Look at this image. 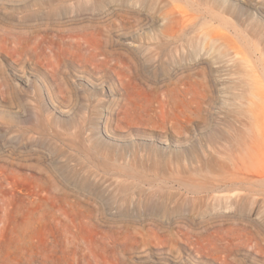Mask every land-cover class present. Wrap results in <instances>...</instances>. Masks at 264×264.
I'll list each match as a JSON object with an SVG mask.
<instances>
[{"label": "rangeland", "instance_id": "1", "mask_svg": "<svg viewBox=\"0 0 264 264\" xmlns=\"http://www.w3.org/2000/svg\"><path fill=\"white\" fill-rule=\"evenodd\" d=\"M46 1L0 0V19ZM103 2L35 31L0 20V256L31 259L21 238L30 264H264V221L235 216L219 175L251 116L264 173V0Z\"/></svg>", "mask_w": 264, "mask_h": 264}, {"label": "bare ground", "instance_id": "2", "mask_svg": "<svg viewBox=\"0 0 264 264\" xmlns=\"http://www.w3.org/2000/svg\"><path fill=\"white\" fill-rule=\"evenodd\" d=\"M46 1V0H44ZM110 1V0H109ZM33 3V2H32ZM30 6V4H29ZM123 7V6H122ZM129 7V6H128ZM134 7V6H132ZM105 8V4L103 2V0H47L44 3H36L34 4L25 14L23 15H19L13 12H6V10H4L6 12L5 18H3V22L4 19H6L9 23L12 24H16L18 26L16 27H20L25 26V31L27 30V27H33L34 28H39V26H41L42 24H46L47 26L54 24L55 22H57L56 24L60 23V25H63L61 23L65 22H71V21H76L79 20L80 16L82 17L83 15H86V17L88 18V16L90 18H93L94 16L96 17L97 15H101L104 13H101L103 11V9ZM163 8V7H162ZM109 9V8H108ZM114 9V8H113ZM133 9V8H132ZM149 9V8H148ZM160 9V8H159ZM21 10V9H20ZM27 10V9H26ZM115 10V9H114ZM120 10V9H119ZM1 11V10H0ZM23 11V10H21ZM20 11V13H21ZM111 11V10H110ZM146 11V10H145ZM109 12V11H108ZM8 13V14H7ZM1 14V12H0ZM141 14V12H140ZM147 14V13H146ZM107 15V14H106ZM139 16V15H138ZM1 17V15H0ZM84 17V16H83ZM100 17V16H99ZM102 17V16H101ZM1 18V19H2ZM79 18V19H78ZM0 19V20H1ZM143 19V18H141ZM81 20V19H80ZM107 20V19H106ZM7 22V23H8ZM5 23V22H4ZM49 24V25H48ZM67 25V24H66ZM15 26V25H14ZM27 26V27H26ZM53 26V25H52ZM57 26V25H56ZM11 27V26H10ZM19 27V28H20ZM21 27V28H22ZM78 27V26H77ZM47 28V27H46ZM70 28V27H69ZM76 28V27H75ZM98 28V27H97ZM24 30V28H22ZM32 29V30H33ZM43 29V28H42ZM52 29V28H51ZM50 29V30H51ZM90 29V28H89ZM29 30V29H28ZM31 30V32H32ZM36 29H34L33 31H35ZM40 30V29H39ZM91 30V29H90ZM95 30V29H94ZM93 30V31H94ZM99 31V29L97 30ZM27 32V31H26ZM38 32V31H37ZM87 32V31H85ZM23 33V32H22ZM166 35V34H165ZM70 36V35H69ZM81 36V35H80ZM100 36H104L102 33ZM60 38V37H59ZM105 39H107L106 37H104ZM73 39V36H72ZM103 39V38H102ZM81 40V39H80ZM100 40V39H99ZM115 40V39H114ZM64 41V40H63ZM72 41V40H71ZM89 41V40H88ZM111 41V40H110ZM166 41V40H165ZM62 42V41H61ZM80 43L79 39H77V41ZM74 42V43H75ZM100 42V41H98ZM107 42H109V40H107ZM105 42V44L107 43ZM113 42V41H112ZM85 43V42H84ZM86 43H90L87 42ZM71 44V43H69ZM73 44V42H72ZM111 45H114L113 43H109ZM84 45V44H83ZM92 45V44H90ZM96 46V45H94ZM78 47V46H77ZM97 47V46H96ZM80 48V47H79ZM92 48V47H91ZM99 49V48H98ZM179 49V48H178ZM100 50V49H99ZM97 50V51H99ZM101 51V50H100ZM105 51V50H104ZM110 50H108L109 52ZM169 51V50H168ZM91 52V51H90ZM89 52V53H90ZM107 52V51H106ZM112 52V51H111ZM110 52V55H111ZM114 52V51H113ZM144 52V51H143ZM88 53V52H87ZM146 53V52H145ZM159 52H155L154 54L156 56H158ZM161 53V52H160ZM166 53V52H165ZM94 54V53H93ZM132 54V52H131ZM135 54V52H134ZM140 54V53H139ZM167 54V53H166ZM183 54V52H182ZM84 55V54H83ZM88 55V54H87ZM133 55V54H132ZM151 55V54H150ZM170 55V54H169ZM173 55V54H172ZM184 55V54H183ZM109 56V55H108ZM135 56V55H134ZM138 56V55H137ZM153 56V55H152ZM161 56V54L159 55ZM85 57V56H84ZM136 57V56H135ZM170 57V56H169ZM104 58H106L104 56ZM139 58V57H136ZM166 58V57H165ZM101 59V58H100ZM109 59V58H108ZM107 59V60H108ZM111 59V58H110ZM167 59V58H166ZM91 60V59H90ZM102 60V59H101ZM100 61V60H98ZM109 61V60H108ZM101 62V61H100ZM102 63V62H101ZM170 63V62H169ZM109 64V63H108ZM27 79V78H26ZM264 95V93H263ZM263 102H264V98H263ZM252 113V112H251ZM254 114V113H253ZM252 115V114H251ZM252 117V116H251ZM249 117V122L245 123L244 125L247 127V131L248 134L244 131V133L246 134H237L234 135L232 134L233 131H229L228 133H226L225 141L234 148V146L236 145L237 149H238V154H236V157H234L231 153L229 161L227 162H219L220 163V167L222 169H220L219 171V175H221V178L223 177L224 179L226 178L224 184L231 190L236 191L237 196L235 195V193H233L236 196V205H238V213L235 216H241L244 215L246 220H251L254 221L256 224L257 223H262V221H264V204H260V201L258 199V195L256 197H252L251 195V188L253 186L259 187V189H261V191H264V173L261 171H257L255 169H253L252 165L249 164V161H246V157H249L250 154L253 153V148L255 146V143L257 141V133L258 130H261V126L260 123H258V119L254 118L255 116L252 117V119L250 120ZM245 122V121H244ZM243 125V126H244ZM232 126V125H231ZM244 126V127H245ZM243 127V128H244ZM245 127V128H246ZM264 127V126H263ZM241 129V128H240ZM231 130V129H229ZM246 130V129H243ZM263 131V128L262 130ZM241 132V131H240ZM243 132V131H242ZM239 133V132H238ZM225 134V133H224ZM260 134V133H258ZM223 135L222 133L220 134V136ZM224 136V135H223ZM222 143H224V141H222ZM225 144V143H224ZM222 145V144H221ZM226 145V144H225ZM227 146V145H226ZM218 147H220V143L218 144ZM232 147H230V149H232ZM220 151V149H219ZM218 151V152H219ZM228 151V150H227ZM233 153L236 152L234 150H232ZM222 153V146H221V151ZM235 154V153H234ZM229 156V154H228ZM251 156V155H250ZM228 160V159H227ZM218 163V164H219ZM156 165V164H155ZM229 171L228 176L222 174L221 172H224L223 170ZM229 170H228V169ZM225 171V172H226ZM227 173V172H226ZM219 177V176H218ZM220 178V179H221ZM219 179V180H220ZM221 181V180H220ZM222 182H216V184H220ZM222 188V187H221ZM216 189V188H215ZM214 189V190H215ZM257 189V188H255ZM240 191V192H239ZM153 193V192H152ZM157 193L154 191V194ZM255 193V192H254ZM262 193V192H260ZM258 194V193H257ZM151 195V194H150ZM153 195V194H152ZM173 195V194H172ZM233 195V196H234ZM154 196V195H153ZM151 196V197H153ZM231 196V195H230ZM232 196V197H233ZM234 196V197H235ZM231 197V198H232ZM143 198V197H142ZM154 198V197H153ZM230 198V199H231ZM263 199V197H261ZM141 199V198H140ZM151 199V198H150ZM157 200V199H156ZM170 200V199H169ZM229 201V200H228ZM152 202V201H151ZM222 203V202H221ZM233 203V202H232ZM231 203V204H232ZM264 203V202H263ZM210 205V204H209ZM208 205V206H209ZM199 211V210H198ZM7 211L5 212L6 215ZM241 213V214H239ZM227 215V214H226ZM234 215V214H233ZM225 216V215H224ZM229 216V215H228ZM231 216V215H230ZM136 218H134L133 216H127V220L130 222L131 221H135ZM141 219V218H140ZM244 219V217L242 218ZM179 220V219H178ZM245 220V219H244ZM161 221V220H160ZM159 221V224L162 226L161 228H164L166 225L165 224H161ZM188 221V220H187ZM184 222V221H183ZM169 223V222H166ZM189 223V222H188ZM164 230V229H163ZM165 231V230H164ZM164 234H168V231L163 232ZM200 233V232H199ZM174 238V237H173ZM176 238H178L176 236ZM17 243L18 248L21 246H23V244H26L29 247H32L33 249V254L31 255V259L35 260L37 258H39L37 252L34 250L36 247V242L34 240H22L21 238H17V240H15ZM146 255L149 258V262L151 261H155L154 258H151V255L149 252H147ZM11 257V256H10ZM9 257V258H10ZM9 258H4L2 256H0V263L2 262V264H6V260H8ZM179 258L180 261H182L183 257H176ZM31 259L26 260V258H24L21 254H20V261H22L24 264H30L31 263ZM165 259L169 260V257H165ZM174 259V258H173ZM172 259V260H173ZM179 259L177 261H179ZM174 261V260H173ZM147 262V261H144ZM175 262V261H174ZM184 262V261H183ZM169 262H167L168 264Z\"/></svg>", "mask_w": 264, "mask_h": 264}]
</instances>
